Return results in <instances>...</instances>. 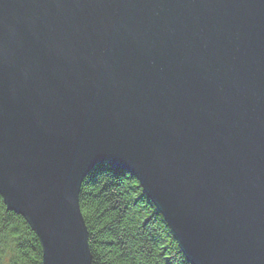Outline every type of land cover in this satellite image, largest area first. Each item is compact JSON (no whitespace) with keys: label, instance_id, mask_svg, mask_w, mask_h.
Listing matches in <instances>:
<instances>
[{"label":"water","instance_id":"obj_1","mask_svg":"<svg viewBox=\"0 0 264 264\" xmlns=\"http://www.w3.org/2000/svg\"><path fill=\"white\" fill-rule=\"evenodd\" d=\"M103 163L191 264H264V0H0V195L42 264H92Z\"/></svg>","mask_w":264,"mask_h":264},{"label":"trees","instance_id":"obj_2","mask_svg":"<svg viewBox=\"0 0 264 264\" xmlns=\"http://www.w3.org/2000/svg\"><path fill=\"white\" fill-rule=\"evenodd\" d=\"M79 205L92 264H191L157 206L129 172L109 163L84 178ZM0 264H42L39 238L0 195Z\"/></svg>","mask_w":264,"mask_h":264}]
</instances>
